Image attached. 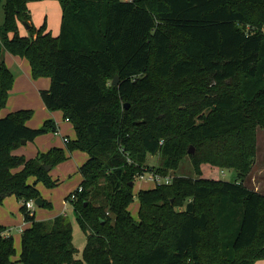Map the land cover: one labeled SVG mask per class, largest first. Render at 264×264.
<instances>
[{"label": "trees", "instance_id": "1", "mask_svg": "<svg viewBox=\"0 0 264 264\" xmlns=\"http://www.w3.org/2000/svg\"><path fill=\"white\" fill-rule=\"evenodd\" d=\"M30 1L0 0V203L15 195L31 223L23 264H264V193L242 182L256 126L264 127V0H59L58 35L47 19L34 23ZM4 50L27 58L35 78L51 77L41 96L72 121L68 150L89 155L82 190L67 196L87 235L84 260L64 214L37 219L26 206L41 197L39 181L57 185L46 166L68 153H16L25 139L59 129L52 119L28 125L33 109L1 115L15 82ZM149 155L161 164H147ZM186 158L198 177L177 173ZM204 163L236 178L201 177ZM152 170L175 173L135 191L137 175ZM16 253L0 224V264Z\"/></svg>", "mask_w": 264, "mask_h": 264}, {"label": "rangeland", "instance_id": "2", "mask_svg": "<svg viewBox=\"0 0 264 264\" xmlns=\"http://www.w3.org/2000/svg\"><path fill=\"white\" fill-rule=\"evenodd\" d=\"M30 9L33 15V21L36 25L42 24L46 19L49 23H56L58 22V18L56 21V17L61 15L62 6L58 3V0H33L30 1ZM59 11V12H58ZM60 19V17H59ZM5 21V9L3 3L0 4V25L3 24ZM246 30L249 31L252 28V25L250 23L245 24ZM28 28L25 25H21V33L27 34ZM10 53L7 50H4V57L6 58V55ZM16 75H18V68L16 66H13L12 68ZM120 81V80H119ZM23 93V92H20ZM11 97L9 102H7L6 106L2 108L1 113L4 115L7 112L13 111L12 107H15V99L18 100L19 98H24V95L17 94V90L14 92L13 89L10 93ZM18 95V96H15ZM34 99V95H32ZM130 103V102H129ZM1 114V115H2ZM41 114L40 109H36L34 111V116L28 123H37L36 120L39 118ZM61 114V113H60ZM62 115V114H61ZM39 120V119H38ZM69 125L71 123L67 122ZM39 126V124H38ZM40 127V126H39ZM53 131H49L45 134L40 135L38 138H36L34 141L29 142L26 145H23L22 153H25L26 155H30L35 153L39 148L44 150L48 146V144L45 142L46 139H49L51 136H53ZM71 138L74 137V133L72 130H69ZM256 155L253 161V165L248 173L244 176L242 179V182L251 187L252 189H255L257 191H260L264 193V127L257 125L256 126ZM63 146L66 145V142L64 141ZM39 147V148H38ZM78 151H76L74 154H71L65 161L57 164L51 169V173L55 175V178L58 177L57 185L53 187H48L45 185L43 181H39L37 183V187L39 188L41 192V197L50 201L51 206H43L38 205L35 202V208L34 211L37 212L38 217L41 219H51L56 214L62 213L66 216V218L72 222L73 225V233H74V244L78 249V257L84 260V252L85 247L87 244V235L86 232L82 229L80 224L78 223L74 208L72 203L68 202V204L65 206L64 200L70 194V198L74 195L72 191L76 190L80 184V178L81 175L78 171V164L81 162L83 163L87 157L82 158V156L77 157ZM147 164L149 165H159L161 164V158L159 155H149ZM203 174L201 177L205 178H213V179H224V180H231L236 178V172L233 170V168L229 167H220L215 166L210 163H204L203 164ZM18 169H15L14 171H17ZM174 171H171V174L174 175ZM177 173L192 176V177H198L195 167L193 165V162L190 160V158H186L180 165L179 169L177 170ZM32 181V180H31ZM148 186L147 182H140L135 184V191H138L141 186ZM12 203H10L9 199L6 201L9 205H13V211L16 215H13L12 219V225H17L21 222V219L19 218L20 214V206L22 205V201L17 200V197L15 195H12L11 199ZM138 205L139 200L136 197L135 201L131 204V211L132 214L138 218ZM16 227V226H15ZM12 233L14 234L17 253L13 256V263L12 264H23V262L20 260V253L22 249L21 244V231L18 227L12 229ZM264 262V260H263ZM84 264H88L86 261Z\"/></svg>", "mask_w": 264, "mask_h": 264}, {"label": "crops", "instance_id": "3", "mask_svg": "<svg viewBox=\"0 0 264 264\" xmlns=\"http://www.w3.org/2000/svg\"><path fill=\"white\" fill-rule=\"evenodd\" d=\"M58 3L61 4L59 0H58ZM29 6H30V3H29ZM59 17H60V19H59ZM57 18H58V22L51 23L49 21V23H48L49 24V28L53 31V33L55 35H58L60 33V31H61L62 10H61V15L56 17V21H57ZM5 60H6L7 65L10 67V69L13 72H14V70L12 69L13 66H16V68H18V70H19L18 71V75H16L17 73L14 72V74H15V82H14V86L12 88L13 91L15 92L17 90V94L25 96L24 98H19L18 100H16V99L14 100L16 102H15V107H12L13 108L12 110L15 111V110H18V109H33L35 111L38 108L41 111V114H40V116L38 118L39 120L38 119L36 120L37 123H33V122L32 123H28L32 119L31 118L27 122L28 125H30L32 127H39V126H42L47 119H52V120L55 121V123L57 124L58 129H59L58 132H54L53 131L52 132L53 136H51L49 139L45 140V142L49 146L46 149L42 150V149H40L38 147L39 149L37 151H35V153L30 154V155H26L25 153H22L21 150L23 148V145H26L29 142H31V141H28L27 143L23 144L19 149H17L16 153L25 154L27 157H32V156H36L39 152L48 151L52 147H62V148H64L67 151L68 157L71 154H74L76 151H78L79 153H78L77 157L82 156V158H84V159H85V157H87L86 158V160H87L89 155L85 151H82V150H79V149H75L73 151H69L68 150V142L76 139V136H77L72 121L64 116V112L62 110H50L46 106V104H45V102H44V100H43V98L41 96V90L42 89L50 88L51 81H52L51 77L42 76V77L35 78L33 76V74H32V68H31V64H30L29 60L27 58L15 55V54H13L11 52L8 53V55H6ZM20 92H23V93H20ZM32 95H34V99H33ZM15 96H18V95H15ZM10 97H11V95L9 96L8 102L10 100ZM8 113L9 112L5 113L4 115H7ZM67 122H69L71 124L69 125ZM38 124H39V126H38ZM69 130L73 131V133H74L73 136L74 137L71 138ZM66 138H68V140H66ZM64 141L66 142L65 146H63V144H62ZM83 163L80 162L78 164L79 173H80V167H81V165ZM51 172L52 171H50V174L52 175V177L54 179H58V177L55 178V175H53V173H51ZM80 175H81V178H80V184H81L83 177H82L81 173H80ZM80 184H79V186H80ZM147 184H148V186H143L142 185L141 187H143V188H151V187L154 186L151 183H147ZM11 197H12V195L7 196L4 199V201L2 203H0V224L6 226L7 229H9V232H11V233L13 231L12 230L13 228L18 227L19 230L21 231V237H22V233H23L24 229L27 228L28 226H30L31 223L27 222L25 220L24 213H23V211L21 209L22 205L19 208L20 211H21L20 214H19V218L21 219V222L19 224H17V225H14V224L12 225V223H10V222H12L13 217H15L13 215H16L14 213V211H13V208H14L13 205L14 204L9 205L6 202L9 199L10 203H12V200H10ZM65 198L66 199L64 200V204L66 206L68 204V201H67L68 199H67V197H65ZM17 200L19 202L18 198H17ZM33 211H34V209H33ZM34 212L36 213L37 219H41L40 217H38L37 212L36 211H34ZM59 214H62V213H58V214H56V216L59 215ZM12 235L14 236L13 233H12Z\"/></svg>", "mask_w": 264, "mask_h": 264}, {"label": "built area", "instance_id": "4", "mask_svg": "<svg viewBox=\"0 0 264 264\" xmlns=\"http://www.w3.org/2000/svg\"><path fill=\"white\" fill-rule=\"evenodd\" d=\"M66 140H68V138H66ZM172 178H173L172 175H162L152 170L138 174L136 177V183L147 182L156 185V184L170 183L172 181ZM79 190H82L81 186H79ZM74 197L75 194L72 196V198ZM26 206L30 211H33V209L35 208V200H28L26 202Z\"/></svg>", "mask_w": 264, "mask_h": 264}, {"label": "water", "instance_id": "5", "mask_svg": "<svg viewBox=\"0 0 264 264\" xmlns=\"http://www.w3.org/2000/svg\"><path fill=\"white\" fill-rule=\"evenodd\" d=\"M119 79H120V78H119V75L117 74V75L115 76V79L113 80V83H114V84H118V83H119ZM125 106H126V108H129L130 104L127 103ZM23 143H24V144L27 143V140L25 139V140L23 141ZM189 152H195V147L192 146V148L189 149ZM52 167H53L52 164H49V165L46 166V168H47L48 170H51ZM131 184H133V182H132ZM35 202H36V204H38V205H43V198H42V197H38V198L35 199Z\"/></svg>", "mask_w": 264, "mask_h": 264}]
</instances>
